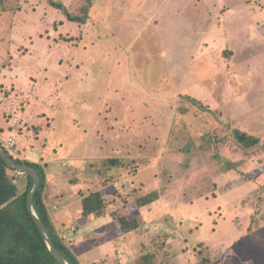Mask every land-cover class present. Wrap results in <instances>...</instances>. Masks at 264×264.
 Instances as JSON below:
<instances>
[{"label":"rangeland","instance_id":"374dc122","mask_svg":"<svg viewBox=\"0 0 264 264\" xmlns=\"http://www.w3.org/2000/svg\"><path fill=\"white\" fill-rule=\"evenodd\" d=\"M55 1L88 14V33L47 0L25 13L0 0V73L11 76L0 108H32L25 137L9 127L0 140L44 166L53 224L80 263L152 253L165 264H264L262 0L247 11L244 0ZM38 9V26L23 29ZM43 76L49 85L33 88ZM236 129L259 145L244 147ZM98 189L109 219L78 244L86 220L103 224L82 215ZM154 190L161 197L138 207ZM119 216L140 226L124 232Z\"/></svg>","mask_w":264,"mask_h":264},{"label":"trees","instance_id":"16d2710c","mask_svg":"<svg viewBox=\"0 0 264 264\" xmlns=\"http://www.w3.org/2000/svg\"><path fill=\"white\" fill-rule=\"evenodd\" d=\"M47 1L54 8L64 10V13L70 21L86 23L88 14L85 16H76L71 14L62 2L55 0ZM1 2L8 5L6 4L7 0H1ZM88 2H90V0H88ZM16 3H20L19 5L20 7L22 5V11L26 12L28 10L27 4L30 3V0H16ZM36 3L38 2L36 1ZM89 5L90 3H88L87 7H89ZM5 10L10 9L5 8ZM85 11L87 12V10ZM36 26H38V24L34 27ZM234 134L237 141L246 148L257 146L260 143L258 137L249 135L238 129L234 131ZM0 144L4 146L1 140ZM4 148L18 162L33 167L40 174L41 184L34 197L36 213L47 225L54 244L65 256L68 263L81 264L76 253L60 236L53 224V218L49 213L48 206L44 199L45 187L47 185V173L44 166L37 162L15 157L7 147L4 146ZM235 167L236 166H234V168ZM16 171L15 168L9 166L0 156V264H60L50 252L40 228L28 210L27 198L34 186V179L22 173L23 177H26V182L23 179L18 180L19 177L13 173ZM104 195L105 192L102 189L84 195L81 199L82 215L100 216L106 214ZM160 197V192L154 190L144 196L138 197L136 201L138 207H145L157 201ZM119 221L121 229L124 232L133 231L140 226L137 218L133 221H129L124 216H119ZM139 264L165 263H158L154 254L149 253L139 261Z\"/></svg>","mask_w":264,"mask_h":264},{"label":"crops","instance_id":"0c3cea01","mask_svg":"<svg viewBox=\"0 0 264 264\" xmlns=\"http://www.w3.org/2000/svg\"><path fill=\"white\" fill-rule=\"evenodd\" d=\"M96 1L97 0H92V2H93V6L95 5V3H96ZM34 2V0H31V2L30 3H28L27 5H28V7H30L31 6V4ZM262 2L264 3V0H262ZM248 3L246 2V0H244V3H243V6H244V8L243 9H247L248 8ZM93 6H92V8H93ZM28 11H30V10H28ZM247 11V10H246ZM38 12H39V9L38 10H36L35 12H31V13H28V15L26 14V16H27V20L25 21L26 22V24H24V26H22L23 27V29H27L28 28V30L30 29H32V26H33V28H35L34 26L35 25H37L38 23H35V25H32V22H33V18L34 17H40V14H38ZM25 13V12H24ZM91 14V13H90ZM89 14V15H90ZM152 16H154V15H152ZM42 21H40V23H41ZM30 25H29V24ZM44 23H46L45 21H44ZM93 23V21L90 19V20H88V21H86V23H84V25H83V27H84V31H85V34H87L88 33V30L90 29L89 27H90V25ZM37 27V26H36ZM257 28V27H256ZM252 28H251V32H252ZM86 41H87V39H86ZM4 72V70H2V72L1 73H3ZM0 73V81H2V82H4V84H6L7 82H9L10 81V78H11V76H9V75H7V74H5V75H3V76H1L2 74ZM18 79V78H17ZM41 83H42V87H41V91L44 89V87H45V85H49V82L48 81H46L45 80V76H43L42 77V79H41V81L40 82H38V81H36V82H34V84H33V88H35L36 89V87L37 88H39L40 89V85H41ZM6 85H8V84H6ZM120 105H122V104H120ZM15 111L18 113H14L13 111H12V108H0V136H2L3 135V133H8V132H10L11 130H10V128H12V130L15 128V127H17L18 129L20 128V127H22V126H25V123L27 122L26 120H23V119H26L27 117L29 118L30 117V115H31V112H32V108H26L24 111H17V108H15ZM42 113H44V112H42ZM11 115V116H10ZM13 115V116H12ZM10 127V128H9ZM19 132L22 134V137L24 138L25 137V134H24V132L22 131V130H20L19 129ZM13 135V134H12ZM11 137V136H10ZM55 189V188H54ZM57 189V188H56ZM59 190H60V188H58ZM58 190V191H59ZM60 198V197H59ZM58 198V199H59ZM63 198L64 199H66V201H67V199H69L68 197H65V196H63ZM61 199V198H60ZM64 202H65V200H64ZM63 202V203H64ZM70 204V202H69V200L66 202V203H64L65 205V208ZM67 205V206H66ZM65 211H67V209H65ZM63 214H65V215H68L69 214V212L67 213V212H64ZM91 216V215H90ZM89 216V217H90ZM101 217H104L103 218V220H102V225H98V226H93V225H91V224H93V223H95V224H98V223H96V219H95V217L93 216V217H91L93 220H90L89 221V219L88 220H86V223L85 224H87V226L85 225L84 226V228L83 227H81L80 229H79V231L77 232V233H74V234H72L71 235V238H72V240L73 241H76L78 244L80 243V238H82V237H87L88 235H91L92 233H95L98 229H100L101 227H104L105 226V224H106V222L108 221V220H106V219H109V217H107V215L106 214H104V215H102ZM89 225V226H88ZM96 227V228H95Z\"/></svg>","mask_w":264,"mask_h":264},{"label":"water","instance_id":"95a60500","mask_svg":"<svg viewBox=\"0 0 264 264\" xmlns=\"http://www.w3.org/2000/svg\"><path fill=\"white\" fill-rule=\"evenodd\" d=\"M0 156L6 161V163L15 168L20 173H25L29 176H31L34 179V186L31 190V192L28 195L27 198V205L28 210L31 213L32 217L34 218L36 224L40 228L44 239L47 243V246L52 253V255L55 257V259L60 264H69L65 256L58 250L56 245L53 242L52 236L50 234V231L47 227V225L44 223V221L39 217V215L36 213L35 206H34V197L36 192L38 191L40 184H41V177L40 174L36 169H34L31 166H28L26 164L18 162L14 157H12L7 150L0 144Z\"/></svg>","mask_w":264,"mask_h":264},{"label":"built area","instance_id":"2783aa9c","mask_svg":"<svg viewBox=\"0 0 264 264\" xmlns=\"http://www.w3.org/2000/svg\"><path fill=\"white\" fill-rule=\"evenodd\" d=\"M9 145H10L11 147L14 146V139H13V138H9Z\"/></svg>","mask_w":264,"mask_h":264}]
</instances>
